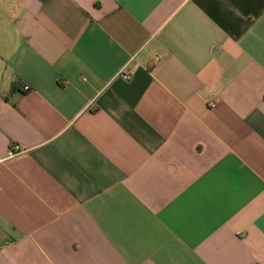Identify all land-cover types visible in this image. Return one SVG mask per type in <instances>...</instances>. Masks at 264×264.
Masks as SVG:
<instances>
[{
  "label": "crops",
  "instance_id": "0c3cea01",
  "mask_svg": "<svg viewBox=\"0 0 264 264\" xmlns=\"http://www.w3.org/2000/svg\"><path fill=\"white\" fill-rule=\"evenodd\" d=\"M0 264H264V0H0Z\"/></svg>",
  "mask_w": 264,
  "mask_h": 264
},
{
  "label": "trees",
  "instance_id": "16d2710c",
  "mask_svg": "<svg viewBox=\"0 0 264 264\" xmlns=\"http://www.w3.org/2000/svg\"><path fill=\"white\" fill-rule=\"evenodd\" d=\"M19 91H21V88L19 87V83L18 84H13L11 86L10 92L8 94L7 98H10L12 96H14L16 93H18Z\"/></svg>",
  "mask_w": 264,
  "mask_h": 264
},
{
  "label": "built area",
  "instance_id": "2783aa9c",
  "mask_svg": "<svg viewBox=\"0 0 264 264\" xmlns=\"http://www.w3.org/2000/svg\"><path fill=\"white\" fill-rule=\"evenodd\" d=\"M123 78H124V80L129 81L131 79V75L124 73L123 74ZM30 90H31V87L29 85H26L24 87V91L28 92ZM211 107H215V104H211Z\"/></svg>",
  "mask_w": 264,
  "mask_h": 264
}]
</instances>
